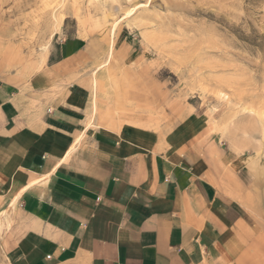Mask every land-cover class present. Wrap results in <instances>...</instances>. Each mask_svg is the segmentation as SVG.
<instances>
[{"label":"crops","instance_id":"0c3cea01","mask_svg":"<svg viewBox=\"0 0 264 264\" xmlns=\"http://www.w3.org/2000/svg\"><path fill=\"white\" fill-rule=\"evenodd\" d=\"M86 47L67 37L31 75L0 71V264H234L241 212L208 160L99 125Z\"/></svg>","mask_w":264,"mask_h":264},{"label":"rangeland","instance_id":"374dc122","mask_svg":"<svg viewBox=\"0 0 264 264\" xmlns=\"http://www.w3.org/2000/svg\"><path fill=\"white\" fill-rule=\"evenodd\" d=\"M75 36L93 118L207 159L240 208L233 263L264 264V0H0L1 72Z\"/></svg>","mask_w":264,"mask_h":264},{"label":"bare ground","instance_id":"6f19581e","mask_svg":"<svg viewBox=\"0 0 264 264\" xmlns=\"http://www.w3.org/2000/svg\"><path fill=\"white\" fill-rule=\"evenodd\" d=\"M102 66H104V65L102 64ZM100 67H101V66H100ZM100 67H99V68H100ZM97 69H98V68H97ZM97 69H96V70H97Z\"/></svg>","mask_w":264,"mask_h":264}]
</instances>
